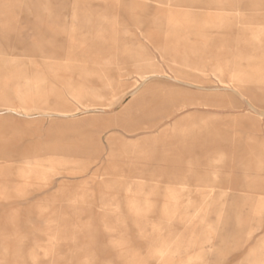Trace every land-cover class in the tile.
Masks as SVG:
<instances>
[{
	"label": "rangeland",
	"instance_id": "1",
	"mask_svg": "<svg viewBox=\"0 0 264 264\" xmlns=\"http://www.w3.org/2000/svg\"><path fill=\"white\" fill-rule=\"evenodd\" d=\"M0 264H264V0H0Z\"/></svg>",
	"mask_w": 264,
	"mask_h": 264
},
{
	"label": "bare ground",
	"instance_id": "2",
	"mask_svg": "<svg viewBox=\"0 0 264 264\" xmlns=\"http://www.w3.org/2000/svg\"><path fill=\"white\" fill-rule=\"evenodd\" d=\"M46 2V1H45Z\"/></svg>",
	"mask_w": 264,
	"mask_h": 264
}]
</instances>
